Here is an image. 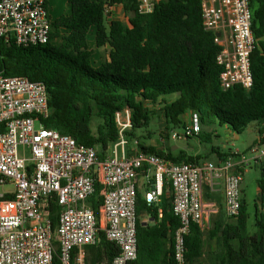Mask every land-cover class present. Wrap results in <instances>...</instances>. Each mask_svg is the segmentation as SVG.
<instances>
[{
	"label": "trees",
	"instance_id": "16d2710c",
	"mask_svg": "<svg viewBox=\"0 0 264 264\" xmlns=\"http://www.w3.org/2000/svg\"><path fill=\"white\" fill-rule=\"evenodd\" d=\"M203 1L160 0L151 14L141 15L137 0H68L71 14L52 22L48 44L25 47L14 39L6 42L0 38V73L45 84L51 111L42 124L71 136L78 144L94 147L101 160L121 138L118 115L128 112L131 126L123 135L129 146L136 144L141 152L174 164H201L202 155H191L184 148L158 149L152 145L155 134L164 137L165 133L166 141L171 140V132L188 127L184 120L188 114H196L201 125L192 138L207 144L213 142L217 124L242 134L251 123L264 122V0H251L250 4L256 39L251 56L254 84L251 89L235 86L229 90L221 86L223 68L217 62L220 48L215 34L203 27ZM117 6L124 9L128 24L108 23L107 8ZM91 40L98 49H108L99 67L93 63ZM161 119L165 131L148 130ZM259 132L263 133L259 130L257 135ZM211 153L224 160L230 152L213 148ZM255 163L262 174L257 181L254 228H249L251 214L245 199L233 223L220 214L212 232L222 235L217 264H264V161ZM101 189L98 185L92 201L98 216ZM170 190L171 185L166 184L160 202L151 205L138 192V259L131 264H177L174 233L180 220L173 212V199L167 197ZM60 212L54 197L49 203L54 229ZM144 216L154 222L145 224ZM100 237L97 245L86 249L87 264H113L119 255L115 243L104 233ZM204 237L201 226L193 223L186 237L187 264H199L205 251ZM53 264H61L59 250Z\"/></svg>",
	"mask_w": 264,
	"mask_h": 264
},
{
	"label": "built area",
	"instance_id": "2783aa9c",
	"mask_svg": "<svg viewBox=\"0 0 264 264\" xmlns=\"http://www.w3.org/2000/svg\"><path fill=\"white\" fill-rule=\"evenodd\" d=\"M137 1L141 15L151 14L158 2ZM250 4L251 0L202 2L203 27L215 34L220 48L217 62L223 68L224 90L235 86L251 89L254 84L251 56L256 39ZM51 31L47 0H0V38L6 42L14 39L25 47L45 45ZM50 111L45 84L0 73V264H53L57 250L61 264H87L86 249L100 242L101 233L120 249L113 264L136 261L142 174L150 184L144 198L149 205L158 204L165 185H171L173 212L180 220L174 233V259L177 264H187L190 227L193 223L203 226L211 211L204 201L206 186L213 190L217 181L223 182L226 215L236 218L242 207L244 173L264 159V122L258 123V131L263 133L257 135L251 158L230 150L216 163L174 164L141 152L136 144L129 150L123 135L131 126L127 112L118 115L120 140L101 160L94 147L46 128L42 121ZM125 116L126 122H122ZM200 131L194 114L187 128L170 136L180 143ZM98 185L102 188L100 216L92 204ZM6 186L14 189L5 191ZM54 197L61 208L56 229L49 213Z\"/></svg>",
	"mask_w": 264,
	"mask_h": 264
},
{
	"label": "crops",
	"instance_id": "0c3cea01",
	"mask_svg": "<svg viewBox=\"0 0 264 264\" xmlns=\"http://www.w3.org/2000/svg\"><path fill=\"white\" fill-rule=\"evenodd\" d=\"M160 1V0H158ZM49 13L52 22L54 20L59 19L62 16L71 14V6L68 0H49ZM108 23L113 21H120L123 23L128 24V18L126 17L125 11L122 7H111L109 9V15L107 17ZM94 28V32H95ZM93 32V33H94ZM91 49L95 50V54L93 56V63L95 67H99L102 63L101 57L103 56L104 51L108 50L107 48H100L96 47V43L92 40L90 42ZM185 117V116H184ZM165 141L162 143L157 144L156 141L153 140L152 145L156 146L160 150H167L171 148L172 151H177L176 149V142L174 146L171 144V140ZM185 143V142H180ZM190 147V146H189ZM188 145L185 150L188 151ZM189 153V152H188ZM150 189V184L148 182V178L142 174L139 177L138 183V192L141 194L143 198H145L146 192ZM206 193L204 196V201L208 205H210L211 211L205 216L204 225L201 226L202 231L205 233L204 241H205V251L202 258L199 260V264H217L218 259L221 255L222 250V235L221 234H212L213 230L215 229L216 222L220 214L224 216V219L227 223L231 224L234 222L232 218L227 217L225 211V196H224V188L223 182L221 180L217 181V185L215 189H210V187L206 186ZM168 198H172V191L168 192ZM206 198L208 201H206ZM209 198V199H208ZM145 224H151L154 222L149 216H144L143 219ZM170 248V244H167V250Z\"/></svg>",
	"mask_w": 264,
	"mask_h": 264
},
{
	"label": "rangeland",
	"instance_id": "374dc122",
	"mask_svg": "<svg viewBox=\"0 0 264 264\" xmlns=\"http://www.w3.org/2000/svg\"><path fill=\"white\" fill-rule=\"evenodd\" d=\"M92 43V40L90 41ZM176 97H173L175 99ZM184 120L190 124L191 115L188 114L184 117ZM122 122H126V116L122 117ZM97 121L93 122V128L96 127ZM38 127V125H37ZM166 124L164 120H160L159 124L153 123L150 126L149 131H153L154 133L158 132V129L161 131H165ZM208 129V131H210ZM215 130V134L213 135V142L210 144L202 143L197 138H192L188 141H184L190 145L188 152L191 155H202L204 157L203 162H214L218 161L217 154L211 153L212 149L215 148L216 150L220 151L221 153H229L230 150H239L241 153L245 154L248 158L252 157L251 148L254 146V143L257 139L258 133V123L253 122L251 123L242 134H238L227 126H220L219 124L213 127ZM178 132H182V130H177ZM159 133V132H158ZM155 134L154 140L157 144L162 143L166 139V134L164 133V137H160L159 134ZM171 139V136H170ZM164 140V141H163ZM171 144L174 146L175 141L171 140ZM131 147V148H129ZM136 146L134 144L128 146V149H133ZM264 161V159H263ZM262 170L259 164L253 163L250 168L247 169L245 172L242 183V191L243 195L242 198L245 199L249 205V211L251 214V218L249 220V228H254V212H255V201L259 194V188L257 181L261 178ZM14 186H6L5 191H12ZM207 189L205 188V191ZM206 193V192H205ZM206 201L207 198H206ZM254 230V229H253Z\"/></svg>",
	"mask_w": 264,
	"mask_h": 264
},
{
	"label": "water",
	"instance_id": "95a60500",
	"mask_svg": "<svg viewBox=\"0 0 264 264\" xmlns=\"http://www.w3.org/2000/svg\"><path fill=\"white\" fill-rule=\"evenodd\" d=\"M216 36H220V34L217 33ZM187 145H188V143H177L176 144V149H181V148L186 149L187 148Z\"/></svg>",
	"mask_w": 264,
	"mask_h": 264
}]
</instances>
